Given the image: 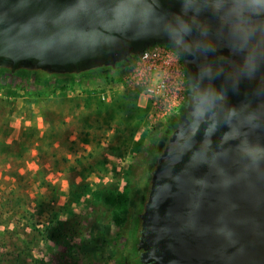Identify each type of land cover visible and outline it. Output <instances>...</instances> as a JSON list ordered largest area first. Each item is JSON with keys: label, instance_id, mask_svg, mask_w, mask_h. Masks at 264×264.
Returning a JSON list of instances; mask_svg holds the SVG:
<instances>
[{"label": "water", "instance_id": "1", "mask_svg": "<svg viewBox=\"0 0 264 264\" xmlns=\"http://www.w3.org/2000/svg\"><path fill=\"white\" fill-rule=\"evenodd\" d=\"M156 46L180 60L184 112L150 172L138 261L264 264V0H0V68L11 73L133 58L120 76Z\"/></svg>", "mask_w": 264, "mask_h": 264}, {"label": "rangeland", "instance_id": "2", "mask_svg": "<svg viewBox=\"0 0 264 264\" xmlns=\"http://www.w3.org/2000/svg\"><path fill=\"white\" fill-rule=\"evenodd\" d=\"M134 66L128 72L117 75L111 82L78 84L64 89L37 90L0 84V106L7 103L11 106L20 104L25 107L36 104L47 105L52 100L62 97L69 98L66 102L69 106L74 100L88 105L89 114L84 115L85 111H83V114L73 116L71 126L78 130L76 131L78 134H82V129L86 130L84 140L91 142V148L89 152L82 150L80 159L58 164L60 174H64V177L59 180L57 176L52 178L51 182L57 180L64 188L69 187L64 196L51 193L47 189L37 193L40 196L39 199L36 198L38 202L33 199L32 204L38 206L35 211L44 212L42 222L47 221L46 208L57 210L66 205L67 211H61L59 215L62 220H70L72 214L81 212L87 198L93 197L94 193L103 198L108 192L122 191L129 185L132 176H136L133 171L138 157L144 152L154 129L169 114L161 120H152L149 103L142 90L126 86L124 81ZM179 110L180 108L175 112ZM75 118L78 120L75 121ZM28 198L27 195L15 196V198L8 196L6 201L8 204L5 203L4 208H10L14 199L26 204L30 201ZM51 199L63 205L49 204L47 200ZM100 222L99 225L88 226V229L84 227L80 251L82 260L88 264H114L113 258L125 229L118 228L109 221ZM71 225L75 229L78 227L75 224ZM4 234L3 232L0 236ZM44 247L41 245L34 251V255L44 258L50 264H57L58 254L61 252L43 254L39 250L45 251ZM1 252L3 250L0 248ZM110 257L111 260L108 259ZM63 262L72 264L68 258H64Z\"/></svg>", "mask_w": 264, "mask_h": 264}, {"label": "crops", "instance_id": "3", "mask_svg": "<svg viewBox=\"0 0 264 264\" xmlns=\"http://www.w3.org/2000/svg\"><path fill=\"white\" fill-rule=\"evenodd\" d=\"M68 99H54L47 105L25 107L7 103L0 106V235L11 230L15 221L20 220L18 224H21L23 215L28 216V224L24 226L26 232H30L31 226L40 224L44 212H36L38 206L32 204L33 199L38 202L37 193L49 189L51 193L64 196L69 187L64 188L57 180L51 182L57 176L59 180L64 177L58 164L80 159L82 150L89 152L91 142L84 140L86 130L78 134L71 126L73 116L83 111L84 115L89 114L88 105L74 100L69 106L66 105ZM19 195H27L30 201L25 204L14 199L10 208H4L8 196ZM47 201L63 205L53 199Z\"/></svg>", "mask_w": 264, "mask_h": 264}, {"label": "trees", "instance_id": "4", "mask_svg": "<svg viewBox=\"0 0 264 264\" xmlns=\"http://www.w3.org/2000/svg\"><path fill=\"white\" fill-rule=\"evenodd\" d=\"M78 76L85 79L80 84H100L113 80L112 77L110 79L109 77L103 78L101 69H95ZM86 78L89 79L86 81ZM98 79L101 81L98 82ZM61 81L64 82V86L58 87L61 89L79 84H76L70 76H65ZM183 112L184 110L180 108L168 119L158 137L153 139L150 137L147 143H150L151 147L147 150L148 160L145 161L143 170L137 173L136 176H132L129 185L125 186L122 191L108 192L103 198L94 193L93 197L87 198L81 212L72 214L70 220H62L59 215L61 211H67L66 205L57 210L46 208L47 221L31 226L30 232L24 230V226L28 224L27 215H23L21 224H18L20 220L15 221L13 228L5 230V234L0 236V248L3 250L0 253V264H50L44 258H38L34 255V251L38 250L41 245L45 246V251L39 250L43 254L46 252L47 254L61 252L58 254L59 262L57 264H65L63 262L64 258H68L72 264H88V262L82 260L80 253L84 227L88 229V226L91 227L93 224L99 225L101 220L109 221L118 228H124L127 234L124 248L126 246L129 249L133 248L134 244L137 243L138 215L142 210L147 194L150 172L156 163L160 150L168 140L172 129ZM71 224L78 227L75 229ZM108 259L111 260V257ZM113 261L115 264L114 258Z\"/></svg>", "mask_w": 264, "mask_h": 264}, {"label": "built area", "instance_id": "5", "mask_svg": "<svg viewBox=\"0 0 264 264\" xmlns=\"http://www.w3.org/2000/svg\"><path fill=\"white\" fill-rule=\"evenodd\" d=\"M124 82L129 88L142 90L154 121L175 112L184 101L183 69L169 47L156 46L147 52Z\"/></svg>", "mask_w": 264, "mask_h": 264}, {"label": "flooded vegetation", "instance_id": "6", "mask_svg": "<svg viewBox=\"0 0 264 264\" xmlns=\"http://www.w3.org/2000/svg\"><path fill=\"white\" fill-rule=\"evenodd\" d=\"M132 59L133 58H129L126 62L115 65V68L106 67V68H99L97 70L101 69L103 71V78L104 77L114 78L120 72L119 67L126 66L128 62L132 61ZM81 74L83 73H79L76 75H52L41 71H31L24 69L16 70L13 73H11L8 69L0 68V84L19 86L22 88H33L37 90H46V89H53L64 86V82H62L61 79H63L65 76L72 77V79L74 80V82H76V84L77 83L80 84L81 82L85 81V79L79 78L78 75ZM88 79L89 78H86V81ZM149 145L151 147V144ZM147 160H148V153L146 157V161ZM143 168L144 166L140 169V171L143 170ZM126 237L127 234L124 231L121 236V243L117 246L116 254L114 256L115 264H142L138 261L140 251L136 248L135 244L131 249H129L128 246L124 248V242L126 241Z\"/></svg>", "mask_w": 264, "mask_h": 264}]
</instances>
